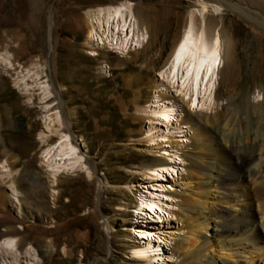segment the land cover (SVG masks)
<instances>
[{
  "label": "rangeland",
  "instance_id": "rangeland-1",
  "mask_svg": "<svg viewBox=\"0 0 264 264\" xmlns=\"http://www.w3.org/2000/svg\"><path fill=\"white\" fill-rule=\"evenodd\" d=\"M124 1L148 29V42L124 56L104 48L90 54L84 44L87 11ZM197 1L0 0V58L10 56L8 67L0 60V164L7 163L0 168V194L8 197L9 182L17 190L15 205L6 201L0 207V242L16 238V264H28L21 243L35 250V264H142L129 254L145 230L170 238L163 262L156 264H181L186 231L178 205L193 200L187 182L196 176L205 138L247 143L251 131L264 135V0H200L209 6L208 26H217L228 43L217 105L192 112L202 143L194 139L186 103L164 91L179 106L184 128L182 134L171 132L170 140L159 138L163 153L177 152L182 159L175 182H164L160 193L171 213L158 225L132 227L142 175L164 163L141 141L147 123L141 109L151 101L156 70L167 63ZM213 5L221 13L213 14ZM44 81L51 93L46 99L38 87ZM257 92L262 97L256 102ZM53 111L60 115L61 131L86 144L81 151L90 177L76 171L50 183L40 154L57 136L42 141L40 135L42 118Z\"/></svg>",
  "mask_w": 264,
  "mask_h": 264
},
{
  "label": "bare ground",
  "instance_id": "bare-ground-1",
  "mask_svg": "<svg viewBox=\"0 0 264 264\" xmlns=\"http://www.w3.org/2000/svg\"><path fill=\"white\" fill-rule=\"evenodd\" d=\"M196 5V8L186 12L179 40L170 52L167 63L156 70V91L151 101L141 109L147 121L141 141L152 147L150 153L163 158L164 163L146 168L142 175L145 185L139 186L142 191H137L139 193L132 211L134 229L141 227V224L158 225L163 221L161 218L171 213L160 193L165 188L162 185L164 182H175L176 166L182 159L177 152H166L164 149L163 153L159 138L169 139L171 132L182 134L184 128L179 121L183 115L178 111L179 106L172 96L165 98L164 91L173 93L186 103L194 139L202 143V135L192 118V112L196 109L211 111L217 105V87L225 67L228 43L217 26H208L207 2L198 0ZM210 11L215 15L221 13L217 5L211 6ZM86 18L89 29L84 44L91 47L90 54L104 48L124 56L144 46L150 38L148 29L127 1L90 9ZM50 35L49 32V40L52 38ZM0 60L5 63L4 68L9 66V55L6 54ZM105 69L106 65L101 68L102 71ZM32 75L36 83L39 74L34 72ZM46 84L44 81L38 85L42 99L51 94ZM261 95L260 92L254 93L253 100L259 101ZM42 119L45 131H42L40 139L45 141L51 134L57 136V140L40 154L50 183L54 184L61 174L76 171H84L90 177L91 171L84 162L85 153L81 151L82 147H86L83 140H74L69 133L61 131L58 111ZM256 132L251 131L247 143H242L241 138L229 142L224 136H217L213 142L210 137H206L205 147L196 150V158L200 162L195 168L196 176L187 182V186L192 187L194 197L190 202L186 200L178 205L179 220L186 231L185 252L180 255L181 264H264V135ZM5 164L1 162V171L6 168ZM231 170L235 173H230ZM9 171L6 170L4 176L8 177ZM8 184L10 193L8 197L0 194V207L6 201L15 205L17 190L11 182ZM142 233L138 234V245L131 248V260L142 264H156L158 260L162 263L163 251L169 247L170 238L153 235L146 230ZM21 244L18 248L24 250L23 255H27L28 264L38 262L35 250ZM1 256L3 264L8 261L10 264L17 263L16 238L6 236L0 242Z\"/></svg>",
  "mask_w": 264,
  "mask_h": 264
}]
</instances>
